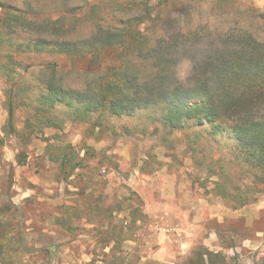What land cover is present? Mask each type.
I'll return each mask as SVG.
<instances>
[{
	"label": "trees",
	"instance_id": "1",
	"mask_svg": "<svg viewBox=\"0 0 264 264\" xmlns=\"http://www.w3.org/2000/svg\"><path fill=\"white\" fill-rule=\"evenodd\" d=\"M33 56L49 60L35 66L27 62ZM184 60L191 70L180 81ZM0 75L7 85L0 147L7 137L27 145L67 124L85 123L96 141L156 135L174 161L182 147L203 175L198 187L231 211L264 197V11L238 0H0ZM83 150L67 144L50 159L60 181L93 160L92 183L113 162L103 151ZM128 200L85 206L103 221L94 235L103 263L116 262L131 240L115 216L128 214L127 232L148 218L138 195ZM19 210L0 193V264H30L25 257L36 252L3 219L20 217ZM70 218L56 222L71 233ZM200 256L192 264H217L220 255Z\"/></svg>",
	"mask_w": 264,
	"mask_h": 264
},
{
	"label": "rangeland",
	"instance_id": "2",
	"mask_svg": "<svg viewBox=\"0 0 264 264\" xmlns=\"http://www.w3.org/2000/svg\"><path fill=\"white\" fill-rule=\"evenodd\" d=\"M238 1L264 11V0ZM43 60L49 58L33 56L27 62L37 66ZM190 70V62L182 61L176 68L177 78L185 81ZM6 90L5 78L0 75L1 137L7 117ZM16 116L22 131L25 117L19 111ZM139 117L150 121L145 113ZM67 144L81 156L83 148L93 147L113 156V162L92 183L86 177L93 160H87L88 169L76 170L68 180L60 181L58 163L50 159ZM182 151L179 147L177 161L166 157L169 152L156 135L131 136L114 143L105 137L96 141L85 123L67 124L62 132L47 129L32 136L27 145L21 136L7 137L0 147V193H6L19 207L20 217L7 215L3 219L24 231L26 246L36 249L25 257L30 264H108L109 259L102 262L101 246L94 237L103 221L85 206L100 203V196L104 197L98 203L101 206L122 201L127 206L131 201L127 199L135 193L148 218L127 232L128 214L115 216L113 224L125 227L131 240L122 245L123 254L113 264H192L205 250L219 253L217 264H264V197L231 211L198 187L195 181L203 175ZM68 216L72 217L68 219L71 233L56 222Z\"/></svg>",
	"mask_w": 264,
	"mask_h": 264
},
{
	"label": "water",
	"instance_id": "3",
	"mask_svg": "<svg viewBox=\"0 0 264 264\" xmlns=\"http://www.w3.org/2000/svg\"><path fill=\"white\" fill-rule=\"evenodd\" d=\"M52 259H53V255H52Z\"/></svg>",
	"mask_w": 264,
	"mask_h": 264
}]
</instances>
